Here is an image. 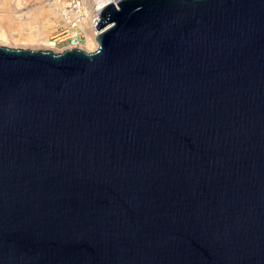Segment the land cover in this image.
I'll return each mask as SVG.
<instances>
[{
    "label": "water",
    "instance_id": "95a60500",
    "mask_svg": "<svg viewBox=\"0 0 264 264\" xmlns=\"http://www.w3.org/2000/svg\"><path fill=\"white\" fill-rule=\"evenodd\" d=\"M98 18L0 46V264H264V0Z\"/></svg>",
    "mask_w": 264,
    "mask_h": 264
},
{
    "label": "rangeland",
    "instance_id": "374dc122",
    "mask_svg": "<svg viewBox=\"0 0 264 264\" xmlns=\"http://www.w3.org/2000/svg\"><path fill=\"white\" fill-rule=\"evenodd\" d=\"M54 3L57 5L55 7L58 10L57 13L52 10ZM62 4L63 0H0V30L4 31L7 36L11 35L19 40L15 43L8 42L9 45L6 46L16 49L43 50L42 46L37 44L38 42L34 39L47 38L49 40L53 33L60 28L62 25ZM3 19H6L8 25ZM25 37L32 41H20ZM87 49L86 46L85 50L87 51ZM50 51L57 52L53 48Z\"/></svg>",
    "mask_w": 264,
    "mask_h": 264
},
{
    "label": "built area",
    "instance_id": "2783aa9c",
    "mask_svg": "<svg viewBox=\"0 0 264 264\" xmlns=\"http://www.w3.org/2000/svg\"><path fill=\"white\" fill-rule=\"evenodd\" d=\"M115 1L117 0H102L99 4L95 0H63L62 25L49 38L48 44L57 52L83 49L90 35H98L95 27L99 20V10Z\"/></svg>",
    "mask_w": 264,
    "mask_h": 264
},
{
    "label": "bare ground",
    "instance_id": "6f19581e",
    "mask_svg": "<svg viewBox=\"0 0 264 264\" xmlns=\"http://www.w3.org/2000/svg\"><path fill=\"white\" fill-rule=\"evenodd\" d=\"M97 3H101L102 2V0H95ZM57 5L54 3V9H52V10H55L56 11V13L58 12V10H56L55 9V7H56ZM55 13V12H54ZM3 20H5L4 22H5V24H7V21H6V19H3ZM2 20V21H3ZM8 20V19H7ZM8 25V24H7ZM2 28V27H1ZM9 28H10V24H9ZM95 35V34H94ZM93 34L92 35H90L89 37H88V40H87V43H86V46L88 47V49H87V51L85 50V48H86V46L82 49V50H84V51H86V52H88V51H90V52H92V50H95L96 48H97V43H96V36H94ZM44 37V36H43ZM20 39V38H19ZM32 41V39H30V38H28V37H25V38H23V39H20V41ZM19 42V40L16 38H14L13 36H11V35H9V36H7L6 34H5V32L4 31H2V30H0V46H6V45H9L8 44V42ZM34 41H36V42H38L37 44H39V45H41L42 46V48H43V50H49L50 51V49L52 48L49 44H48V39L47 38H44V39H41V40H35L34 39ZM31 43V42H30ZM7 47V46H6Z\"/></svg>",
    "mask_w": 264,
    "mask_h": 264
}]
</instances>
